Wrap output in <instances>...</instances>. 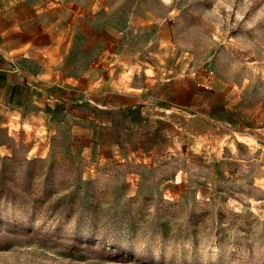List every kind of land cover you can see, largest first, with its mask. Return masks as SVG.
<instances>
[{
    "label": "rangeland",
    "instance_id": "374dc122",
    "mask_svg": "<svg viewBox=\"0 0 264 264\" xmlns=\"http://www.w3.org/2000/svg\"><path fill=\"white\" fill-rule=\"evenodd\" d=\"M98 4L135 46L149 44L151 80L161 63L167 81L232 90L243 143L208 193L183 182L150 196L141 178L119 180L132 166L90 174L6 153L0 126V185L18 198H0V264H264V0Z\"/></svg>",
    "mask_w": 264,
    "mask_h": 264
},
{
    "label": "crops",
    "instance_id": "0c3cea01",
    "mask_svg": "<svg viewBox=\"0 0 264 264\" xmlns=\"http://www.w3.org/2000/svg\"><path fill=\"white\" fill-rule=\"evenodd\" d=\"M99 1L0 0L4 151L90 174L132 166L119 180L141 178L150 196L183 182L208 193L243 143L234 92L167 81L161 63L151 80L149 44L100 18Z\"/></svg>",
    "mask_w": 264,
    "mask_h": 264
},
{
    "label": "trees",
    "instance_id": "16d2710c",
    "mask_svg": "<svg viewBox=\"0 0 264 264\" xmlns=\"http://www.w3.org/2000/svg\"><path fill=\"white\" fill-rule=\"evenodd\" d=\"M0 198H5L11 204H15L18 199L11 189L4 188L2 185H0Z\"/></svg>",
    "mask_w": 264,
    "mask_h": 264
}]
</instances>
